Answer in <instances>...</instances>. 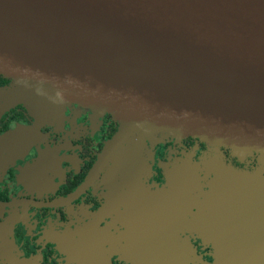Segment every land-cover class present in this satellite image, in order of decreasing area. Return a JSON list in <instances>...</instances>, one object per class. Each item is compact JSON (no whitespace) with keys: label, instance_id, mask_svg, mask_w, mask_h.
Wrapping results in <instances>:
<instances>
[{"label":"water","instance_id":"water-1","mask_svg":"<svg viewBox=\"0 0 264 264\" xmlns=\"http://www.w3.org/2000/svg\"><path fill=\"white\" fill-rule=\"evenodd\" d=\"M0 74L12 80L6 103L39 117L72 103L111 113L120 127L100 165L199 138L209 153L172 162L165 190L197 193L195 231L214 242L216 264H264V168L223 152L264 164V0H0ZM195 165L209 167L205 184ZM158 234L148 230V255L159 260L145 264L168 262L152 250Z\"/></svg>","mask_w":264,"mask_h":264},{"label":"flooded vegetation","instance_id":"flooded-vegetation-1","mask_svg":"<svg viewBox=\"0 0 264 264\" xmlns=\"http://www.w3.org/2000/svg\"><path fill=\"white\" fill-rule=\"evenodd\" d=\"M10 85L0 74V92ZM119 127L111 113L78 103L46 119L0 94V264L9 257L36 264L157 262L149 256L148 230L160 232L152 250L167 253L163 264H216L214 242L195 231L197 199L165 190L167 167L199 160L206 144L168 137L135 158L117 150L100 165ZM12 141L19 144L10 154ZM249 159L227 152L228 162L257 168L258 159Z\"/></svg>","mask_w":264,"mask_h":264},{"label":"rangeland","instance_id":"rangeland-1","mask_svg":"<svg viewBox=\"0 0 264 264\" xmlns=\"http://www.w3.org/2000/svg\"><path fill=\"white\" fill-rule=\"evenodd\" d=\"M207 153H209V152H205V154H207ZM179 160L180 159H178V160H176L178 163H179ZM259 160V159H258ZM261 168V169H263L264 168V164H262L261 162H259L258 161V165H257V168ZM208 169H209V167H207V168H205V169H202V167H196V165L195 166H193V167H190V170H192L193 171V174H196V172H203L199 177H195L196 175H193L194 177V179L196 180L197 178L199 179V184H205L204 182H206V180H205V175H204V173H207L208 172ZM183 184H188L187 182H184V183H181V185H183ZM194 186H195V183H194ZM187 186H185V187H183V188H186ZM183 188H181V189H178L177 191H175V192H172L171 194L173 195L174 193H179V194H187V195H189L190 197H193V199H197L196 198V194H195V191H193V192H188V191H183L182 189ZM205 188V186L203 187V189ZM195 189V188H194ZM170 194V195H171Z\"/></svg>","mask_w":264,"mask_h":264},{"label":"trees","instance_id":"trees-1","mask_svg":"<svg viewBox=\"0 0 264 264\" xmlns=\"http://www.w3.org/2000/svg\"><path fill=\"white\" fill-rule=\"evenodd\" d=\"M197 138V137H196ZM199 139V138H198ZM203 142V141H202ZM204 143V142H203ZM209 151V150H208ZM223 152L225 153V159L227 158V152H229L231 155H233V153L231 152V150L230 149H228V148H224L223 149ZM234 156V155H233ZM235 157H237V156H235ZM239 159V158H238ZM240 160V159H239ZM240 161H242V160H240ZM246 161V160H245ZM248 161V160H247ZM244 162V161H243Z\"/></svg>","mask_w":264,"mask_h":264}]
</instances>
